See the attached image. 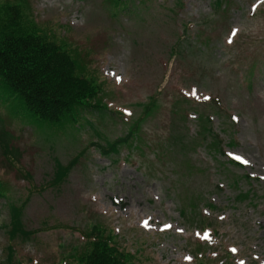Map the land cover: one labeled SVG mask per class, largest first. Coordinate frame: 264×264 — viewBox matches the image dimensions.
Here are the masks:
<instances>
[{
    "label": "rangeland",
    "instance_id": "374dc122",
    "mask_svg": "<svg viewBox=\"0 0 264 264\" xmlns=\"http://www.w3.org/2000/svg\"><path fill=\"white\" fill-rule=\"evenodd\" d=\"M28 1L103 81L108 110L49 130L0 99L10 195L0 197V264L10 246L11 264H77L96 224L115 231L135 264H198L201 254L209 264H264V0ZM152 97L128 144L109 155L93 145L124 137ZM203 115L212 117L205 135ZM213 133L227 155L210 148ZM81 151L49 186L57 161ZM9 201L23 205L28 238L12 237Z\"/></svg>",
    "mask_w": 264,
    "mask_h": 264
},
{
    "label": "trees",
    "instance_id": "16d2710c",
    "mask_svg": "<svg viewBox=\"0 0 264 264\" xmlns=\"http://www.w3.org/2000/svg\"><path fill=\"white\" fill-rule=\"evenodd\" d=\"M109 1L118 8H127L132 0ZM216 3L220 7L222 0H216ZM29 10L28 0L0 2V99L15 103V107H21L28 118L49 130L76 127L82 124V120L92 124L83 111L108 109L102 98L105 90L103 81L94 72L87 71V64L78 50L71 48L55 31L40 24ZM155 101L152 97L149 103L141 104L143 113L130 124L124 137L112 141L106 139V144H93L98 145L104 155L118 152L137 134ZM210 122L209 118L202 116V135L206 130L212 132L208 128ZM209 145L211 149L222 152L218 134L213 133ZM230 145H234V141ZM0 146L8 152V133L3 129L0 130ZM83 154L81 151L66 165L57 161L50 185L59 187ZM8 193L6 185L0 181V197L10 199ZM244 197L248 194L241 192L237 195L238 199ZM9 202L12 237H27L31 232L23 228V205ZM209 205L214 207L212 203ZM13 250L12 246L8 249V264L13 262ZM77 260L78 264H135L134 255L120 247L117 235L99 225L88 231L86 248Z\"/></svg>",
    "mask_w": 264,
    "mask_h": 264
}]
</instances>
